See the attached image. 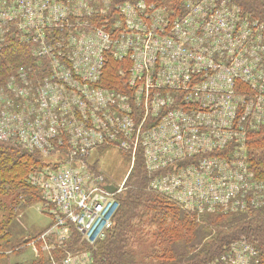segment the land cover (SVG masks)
I'll use <instances>...</instances> for the list:
<instances>
[{
	"label": "built area",
	"instance_id": "obj_1",
	"mask_svg": "<svg viewBox=\"0 0 264 264\" xmlns=\"http://www.w3.org/2000/svg\"><path fill=\"white\" fill-rule=\"evenodd\" d=\"M232 4L0 0V50L17 41L36 62L0 84V142L43 161L29 177L51 217L25 241L36 257L94 264L129 176L107 179L94 160L103 147L132 163L142 152L150 190L186 210L264 206L245 164L248 133L264 127V20ZM111 61L116 87L104 83ZM208 264H258V252L237 240Z\"/></svg>",
	"mask_w": 264,
	"mask_h": 264
},
{
	"label": "trees",
	"instance_id": "obj_2",
	"mask_svg": "<svg viewBox=\"0 0 264 264\" xmlns=\"http://www.w3.org/2000/svg\"><path fill=\"white\" fill-rule=\"evenodd\" d=\"M112 1L121 3L126 0ZM182 1L155 2L175 8ZM235 1L246 10L264 16V0ZM24 50L17 41L0 50V75L21 62ZM117 73L114 62L104 83L116 87ZM250 136L249 151L255 150L254 158L251 154L252 166L264 175V154L260 156L258 152L259 146L264 149V128ZM42 164L41 155L0 142V251L3 246L14 248V244L10 243L14 219L29 207L44 202L40 191L29 182L30 175ZM137 164V169L128 176L127 190L119 197L121 206L113 229L104 240L92 247L94 264H207L242 236L255 245L259 251V264H264V208L198 217L151 191L147 183L151 176L144 167L142 157ZM4 239L7 241L2 245ZM79 239V235L75 234L74 244ZM25 243L22 241V246ZM145 244V249L136 248ZM2 254L5 253L2 251ZM36 258L33 264H51L48 257L47 260L45 256Z\"/></svg>",
	"mask_w": 264,
	"mask_h": 264
},
{
	"label": "rangeland",
	"instance_id": "obj_3",
	"mask_svg": "<svg viewBox=\"0 0 264 264\" xmlns=\"http://www.w3.org/2000/svg\"><path fill=\"white\" fill-rule=\"evenodd\" d=\"M130 1V0H129ZM152 1V0H149ZM155 1H161V0H154ZM232 2L234 4H232L234 7H238L241 8L243 10V13L247 16H256L255 18H259V19H263L264 20V16H258L248 10H246L244 7H242L239 3H237L235 0H232ZM166 4V3H165ZM105 5V4H104ZM165 7H168L171 9L170 6L164 5ZM100 6V13L101 16H99L98 22H100V24L102 23L103 20H107L103 18V5L101 2ZM23 55H25L24 57H22L20 60L21 62L16 64L14 67H11L10 69L6 70L2 75H0V84H2L3 82H5L8 78V76L13 73L14 71H16L19 67L21 66H25V65H32L35 66L36 62L34 60V58L30 55L29 51H26ZM113 61H111L112 63ZM110 63V64H111ZM8 64V63H7ZM109 64V65H110ZM9 65V64H8ZM112 65V64H111ZM9 67V66H8ZM6 67V68H8ZM116 67L117 70H119V65L116 63ZM111 70V66L109 67L108 71ZM107 71V72H108ZM106 72V74H107ZM246 75L248 77H250V74L247 73V71L245 72ZM118 75V73H117ZM118 81L115 83L117 84ZM264 127H262L263 129ZM261 128L255 132L260 131ZM253 132L248 133L246 140L247 141V159L245 164L247 165V168L249 170L250 173L253 174L254 177V183H261L264 184V175H260L259 172H257L253 166H252V162H251V154L254 158L255 155V150L249 151V141L251 139V134ZM260 149H258L259 155L262 156V154H264V149L261 148L259 146ZM142 157L143 158V163H144V167L146 168L145 165V161H144V157L142 152H138L135 158V161L132 163V155H128L125 152H122L116 148L113 147H103L101 148L98 152L95 153L94 155V160L97 161V167L108 177L107 179L110 180L112 183L115 182L116 184H121L124 182L125 178L127 177V174L129 173V175L135 170L137 169V160ZM147 170V169H146ZM151 175V174H149ZM151 178H149L148 183V188L150 189V181ZM128 188V186L126 187ZM127 189L124 190V192ZM152 191V190H151ZM123 192V193H124ZM154 192V191H153ZM156 193V192H155ZM160 195V194H159ZM256 195H258L256 193ZM162 196V195H161ZM251 196H254V193H251ZM167 198V197H166ZM174 202V201H173ZM176 203V202H174ZM179 207H181L183 210L190 212L198 217H202V215H206V214H217V213H222V214H231V213H239V211L236 210H231V209H227V211H225L226 209L224 208H217V210L215 211H209V212H205V213H198L195 211H190V210H186L184 209L181 205H179L178 203H176ZM264 208H258V209H253V210H260ZM250 211V210H249ZM240 212H248V210L246 211H240ZM201 215V216H200ZM51 223V217L45 212L43 204L39 203V204H35L31 207H29L28 209H26L21 215H19L18 218L14 219L12 225H14L11 229V237H10V243L13 245L14 244V248H11L9 246L4 247L2 251L5 254H2V251H0V256L1 259L0 260V264H14L15 262L18 263H22V264H33V262L35 260H37L38 258L34 259L35 257L33 256V251L32 248L29 246H26L25 244H23L22 246V241H27L28 239H32L37 237L40 233H42ZM241 241V240H245L249 243H251L253 245V247L257 250L258 252V264H259V251L258 249L255 247V245L248 240V238L246 236H242L241 238H238L232 242L235 241ZM7 239L2 240V245L6 244ZM231 242V243H232ZM230 243V244H231ZM79 241L77 244H74V246L79 245ZM229 244V245H230ZM22 246V247H20ZM147 246V244L136 247L138 250H142L145 249ZM20 247V248H18ZM227 247V246H226ZM225 247V248H226ZM85 248H88L87 245H81V249L80 250H84ZM225 251V250H224ZM42 254V255H41ZM40 256H45L46 260H47V255L45 253H40ZM57 256H60V253H57ZM215 259V258H213ZM212 259V260H213ZM210 260V261H212ZM208 261V263L210 262ZM207 263V264H208Z\"/></svg>",
	"mask_w": 264,
	"mask_h": 264
},
{
	"label": "water",
	"instance_id": "obj_4",
	"mask_svg": "<svg viewBox=\"0 0 264 264\" xmlns=\"http://www.w3.org/2000/svg\"><path fill=\"white\" fill-rule=\"evenodd\" d=\"M107 189L110 191V192H114L115 191V187L114 186H108Z\"/></svg>",
	"mask_w": 264,
	"mask_h": 264
},
{
	"label": "crops",
	"instance_id": "obj_5",
	"mask_svg": "<svg viewBox=\"0 0 264 264\" xmlns=\"http://www.w3.org/2000/svg\"><path fill=\"white\" fill-rule=\"evenodd\" d=\"M33 254H34V252H33ZM33 256L35 257V254ZM0 260H3V259H1V256H0Z\"/></svg>",
	"mask_w": 264,
	"mask_h": 264
}]
</instances>
